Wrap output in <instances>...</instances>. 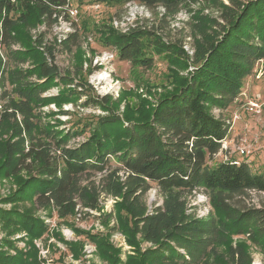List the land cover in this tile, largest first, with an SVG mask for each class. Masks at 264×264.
Masks as SVG:
<instances>
[{"label":"trees","instance_id":"trees-1","mask_svg":"<svg viewBox=\"0 0 264 264\" xmlns=\"http://www.w3.org/2000/svg\"><path fill=\"white\" fill-rule=\"evenodd\" d=\"M119 1L175 13L187 0H114ZM67 4V0H0V176L17 178L25 172L30 177L24 186H31L37 206H52L60 216L71 215L78 203L97 208L102 193L117 197V204L130 216L129 230L151 247L121 261L116 249L99 239L100 255L110 258L111 264H210L209 257L216 255L217 244L228 233L264 242V205L239 207L230 201L248 191L264 192V174L244 160L209 164L231 126L221 110L240 94L257 61L263 60L264 74V0L221 2L223 21L212 19L210 24V19H199L195 25L197 32L210 28L212 33L204 34L209 43L197 54L194 71L157 101L149 118L124 123L118 115L102 116L81 140H76L81 129H47L35 111L51 82L68 80L55 62L56 41L45 46L47 51H33L37 62L26 69L20 64L32 47L11 48L20 41V29L51 25ZM155 36L151 29L136 26L105 41L118 47L121 59L150 68L154 52L170 53L173 47L159 44ZM77 39L74 28L58 45L71 51ZM178 54L184 57L183 51ZM152 186L161 203L149 208L142 197ZM200 189L209 194L218 216L198 217L187 211V196ZM0 215L10 223L33 222L22 221L15 211ZM40 229L34 223L28 227L30 235ZM23 254L0 253V264L30 263ZM231 254L236 264L250 262L241 246Z\"/></svg>","mask_w":264,"mask_h":264},{"label":"rangeland","instance_id":"rangeland-1","mask_svg":"<svg viewBox=\"0 0 264 264\" xmlns=\"http://www.w3.org/2000/svg\"><path fill=\"white\" fill-rule=\"evenodd\" d=\"M188 1L179 4L177 12L167 13L161 7L150 9L134 1L68 0L56 22L27 27V35L20 29V41L11 48L25 50L32 47L26 62L20 66L31 67L37 62L33 51H42L56 41L55 62L62 76H68V80L55 79L48 85L42 95L44 101L35 110L40 113L45 127L59 132L81 129L83 133L76 139L81 140L102 116L118 115L124 123L149 118L157 101L174 92L194 71L197 54L208 45L204 34L212 33V30L207 28L206 32H197L198 20L210 19V24L212 19L223 21L221 2H230ZM71 10L76 12L71 13ZM66 22H70V26L67 27ZM136 26L154 31L153 39L164 47L173 46L170 53L169 50L154 52L150 68L121 59L118 47L105 41H109V36L127 33ZM74 28L78 32L77 44L67 51L58 42ZM181 51L184 57L179 56ZM9 67L15 66L10 63ZM11 87L7 86L9 91ZM250 102L257 103L256 109H250ZM2 103L0 101V109ZM213 111L218 113L219 109L213 108ZM220 113L230 120L231 126L221 149L209 164L229 159L244 160L253 171L264 174L263 60L254 64L244 79L240 94ZM28 177L25 172L17 178L0 176V214L15 211L22 221H33L10 223L0 215V253L15 255L21 250L22 257L30 262L27 264H111L110 258L100 255L99 239L110 243L121 261L138 256L151 247L138 233L129 230L130 216L117 204V197L102 193L97 208L78 203L71 215L60 216L52 206H37L31 186H24ZM230 201L239 207L264 205V192L248 191L234 195ZM142 202L149 208L161 203V195L155 186L143 195ZM187 211L198 217L218 216L209 194L201 189L187 196ZM32 223L35 229L42 227L34 235L28 231ZM238 246L250 256L248 264H264V242L256 244L244 235L233 233L221 238L217 253L209 257V263L236 264L231 249Z\"/></svg>","mask_w":264,"mask_h":264},{"label":"built area","instance_id":"built-area-1","mask_svg":"<svg viewBox=\"0 0 264 264\" xmlns=\"http://www.w3.org/2000/svg\"><path fill=\"white\" fill-rule=\"evenodd\" d=\"M74 12H76V11L75 10L74 11L71 10V13H74ZM66 25H67V27L70 26V22H66ZM250 103H251L250 104V109H256L257 103L256 102H250ZM233 162L234 163H238V161H235V160H233Z\"/></svg>","mask_w":264,"mask_h":264},{"label":"bare ground","instance_id":"bare-ground-1","mask_svg":"<svg viewBox=\"0 0 264 264\" xmlns=\"http://www.w3.org/2000/svg\"><path fill=\"white\" fill-rule=\"evenodd\" d=\"M101 79L103 78V76L100 77Z\"/></svg>","mask_w":264,"mask_h":264}]
</instances>
